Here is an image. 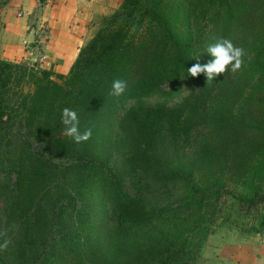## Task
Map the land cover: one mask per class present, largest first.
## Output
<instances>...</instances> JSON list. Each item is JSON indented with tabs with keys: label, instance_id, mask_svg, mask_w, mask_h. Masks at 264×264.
<instances>
[{
	"label": "trees",
	"instance_id": "trees-1",
	"mask_svg": "<svg viewBox=\"0 0 264 264\" xmlns=\"http://www.w3.org/2000/svg\"><path fill=\"white\" fill-rule=\"evenodd\" d=\"M221 39L245 65L188 76ZM52 76L0 62V264H193L187 236L201 247L221 188L264 198V0H123ZM182 91L172 106L144 103ZM64 108L90 140L63 134Z\"/></svg>",
	"mask_w": 264,
	"mask_h": 264
},
{
	"label": "crops",
	"instance_id": "crops-1",
	"mask_svg": "<svg viewBox=\"0 0 264 264\" xmlns=\"http://www.w3.org/2000/svg\"><path fill=\"white\" fill-rule=\"evenodd\" d=\"M110 11L107 0H0V62L29 63L66 76L79 50L92 38L94 21ZM45 29L46 36L39 33ZM46 57L43 63L40 55ZM223 262L257 264L264 257V234L226 249Z\"/></svg>",
	"mask_w": 264,
	"mask_h": 264
},
{
	"label": "rangeland",
	"instance_id": "rangeland-1",
	"mask_svg": "<svg viewBox=\"0 0 264 264\" xmlns=\"http://www.w3.org/2000/svg\"><path fill=\"white\" fill-rule=\"evenodd\" d=\"M122 1L123 0H107V3L110 4V11L106 16L100 17L94 21L93 25L96 26L94 27V34L101 28L103 22L118 10ZM199 27L200 30H198V32L200 34H206L207 29L204 28L203 22H199ZM248 59L249 57L244 54L242 57V66L245 65ZM25 65L33 71L37 72L40 70L36 69L35 66H30L29 63ZM184 94L185 92L182 91L181 94H174L170 97H149L144 99V103L147 105L165 103L167 106H172L176 104ZM131 105L132 104H125L124 109L129 108ZM19 140H21V137L16 136L14 142L16 143ZM42 154L49 161L59 163L47 156L44 152H42ZM12 177L14 178V174H12ZM231 183H228L225 187L220 189L218 202H216L214 208L205 218L206 223L204 226L207 227L209 234L201 247L197 248V243L201 237L199 232H192L187 236L186 248L191 251L190 256L194 259L193 264H228L231 260H229V262H223V259H221L224 256L225 258L227 257L226 249L243 245L257 238L261 239L264 234V224H261L264 218V198L262 200H256L254 204L250 205L246 200L248 190ZM180 191L181 190L176 189L174 200L180 197ZM258 194L264 197V189L260 188ZM60 196L61 195L57 194L56 190H52L49 195V200L52 199V201L56 203V200H59ZM63 208L64 207H62V210L59 209L58 214L65 220L66 211L63 210ZM210 214L212 216L211 220L209 218Z\"/></svg>",
	"mask_w": 264,
	"mask_h": 264
},
{
	"label": "clouds",
	"instance_id": "clouds-1",
	"mask_svg": "<svg viewBox=\"0 0 264 264\" xmlns=\"http://www.w3.org/2000/svg\"><path fill=\"white\" fill-rule=\"evenodd\" d=\"M206 53L212 58L206 64L195 63L188 70V76L196 78L204 74L207 81H213L216 77L224 74L229 69L236 73L240 70L244 56V49L235 46L229 39H221L210 44L206 48ZM197 60L199 57L196 58ZM127 88L126 81L116 79L112 83V88L109 95L113 97H120L124 94ZM61 123L64 126L63 134L70 138L73 142L80 144L91 139V129H86L83 132L79 128V117L75 110L64 108L61 113ZM4 235V234H0ZM9 240L4 239L0 243V251L7 248ZM257 264H264V257H261Z\"/></svg>",
	"mask_w": 264,
	"mask_h": 264
},
{
	"label": "built area",
	"instance_id": "built-area-1",
	"mask_svg": "<svg viewBox=\"0 0 264 264\" xmlns=\"http://www.w3.org/2000/svg\"><path fill=\"white\" fill-rule=\"evenodd\" d=\"M39 33H40V35H42V36H46V35H45V34H46V31H45V29H43V28H40ZM38 61L41 62V63H43L44 61H46V57L42 54V55H40V57L38 58Z\"/></svg>",
	"mask_w": 264,
	"mask_h": 264
}]
</instances>
